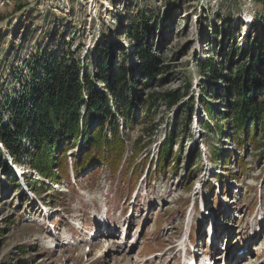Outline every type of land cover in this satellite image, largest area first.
<instances>
[{
	"label": "rangeland",
	"instance_id": "374dc122",
	"mask_svg": "<svg viewBox=\"0 0 264 264\" xmlns=\"http://www.w3.org/2000/svg\"><path fill=\"white\" fill-rule=\"evenodd\" d=\"M247 41L261 44L248 45L247 58L242 59L240 52ZM141 45H150V51L160 58V70L151 85L145 86L148 76L137 70L135 78L143 97L170 91L180 96L173 106L158 104L151 110V120L129 132L134 139L148 135L146 129L154 127L153 145L115 175L109 167L99 166L80 178L71 173L70 180L62 178L58 186L41 178L26 161L11 162L3 148L18 183H27L31 191L26 192L21 184L16 189L10 169L0 163V264H144L148 258V264H181L178 245L186 238L189 222L191 236H201L203 231L201 213L190 212L192 200L199 201L204 194L210 207L220 209L208 190L200 192L209 161L215 171L223 173L233 215L244 216L248 228L258 221L264 211V131L259 127L254 141V136L249 139L242 134L238 140L220 135L215 128L205 129L204 122L211 119L202 103L203 99L210 102L215 113L229 111L227 101L234 96L226 90L225 76L264 51V0H0L2 122H10L11 104L23 89L29 66L35 67L37 60L65 51L76 55L88 51L91 55L86 62L94 70L96 50L101 46L110 51L115 65L126 52L131 67L139 63ZM208 59L224 67L215 72L204 68L200 62ZM212 87L218 88L217 94ZM99 88L104 86L99 84ZM170 132L178 137L175 155L171 166L158 170L157 151ZM127 154L131 156V151ZM213 181L223 189V184ZM221 194L228 200L223 190ZM106 210L110 225L118 231L114 242L96 236L93 241L98 246L87 244L100 231ZM81 223L86 224L83 230L77 228ZM123 230L128 238L120 245ZM202 238L192 240L194 245L198 240L205 250ZM135 241L138 244L132 246ZM247 248L236 264H264V231Z\"/></svg>",
	"mask_w": 264,
	"mask_h": 264
},
{
	"label": "trees",
	"instance_id": "16d2710c",
	"mask_svg": "<svg viewBox=\"0 0 264 264\" xmlns=\"http://www.w3.org/2000/svg\"><path fill=\"white\" fill-rule=\"evenodd\" d=\"M250 44L260 46L261 43L247 41L246 49L240 52L242 59L247 58ZM101 48L98 46L96 50L94 70L86 62L91 55L88 51L84 55L65 51L62 55H50L42 62L37 60L32 69L29 66L23 89L11 104L10 122L4 125L0 117V163L4 162L10 169V176L17 182L16 189L20 187L17 175L4 159L3 148L11 162L19 165L26 161L42 178L58 183L62 178L70 180L72 172L80 178L85 171L99 166L109 167L115 175L126 162L132 165L145 148L153 145L154 127L146 129L148 135L134 139L129 132L146 124L151 110L161 102L173 106L180 99L173 91L142 95L135 78L137 70L148 76L145 86L151 85L160 70V58L150 51V45H141L137 51L139 63L128 66L129 57L124 52L122 61L115 65L110 51ZM261 52L252 55L254 59L250 58L249 64L235 66L230 71L232 74L225 76L226 90L234 96L232 101H227L228 112L215 113L213 105L203 99L211 119L204 122L205 129L215 128L220 135L235 136L238 140L242 134L249 139L254 136V141L258 128L264 131V99H259L264 94V51ZM236 53L230 56V61L234 62ZM220 54L227 56L228 52L220 51ZM200 64L214 72L224 67L211 59ZM204 82L208 79H202ZM211 89L218 93L217 87ZM202 91L205 95L206 87ZM229 130H232L230 134ZM240 142L245 144L244 140ZM176 144L178 137L173 132L163 137L157 151L158 170L171 166ZM76 146L77 152L72 151ZM129 151L131 156L127 154ZM226 157L230 159V155Z\"/></svg>",
	"mask_w": 264,
	"mask_h": 264
},
{
	"label": "bare ground",
	"instance_id": "6f19581e",
	"mask_svg": "<svg viewBox=\"0 0 264 264\" xmlns=\"http://www.w3.org/2000/svg\"><path fill=\"white\" fill-rule=\"evenodd\" d=\"M222 205H224V204H222ZM224 207H226V206H224ZM227 214H229V211H227L226 212ZM103 216V215H102ZM261 218L263 219V221H264V211H263V213L261 214ZM219 226H220V224H219ZM99 229V228H98ZM100 230V229H99ZM254 232H255V230H254ZM112 233H115V232H112ZM112 233L110 234V237L108 238V239H111V241H112V237H114L113 235H112ZM97 235H100L101 237L103 236V235H105L104 233H102V232H100L99 231V233H97ZM107 239V240H108ZM137 244H138V242H136ZM136 244V245H137ZM120 245H122V244H120ZM245 250L247 251L248 249H247V247L245 248ZM211 261H213L212 259H211ZM146 262H148V263H151V259L150 258H148L145 262H144V264H148V263H146ZM126 264H129V262H125Z\"/></svg>",
	"mask_w": 264,
	"mask_h": 264
}]
</instances>
